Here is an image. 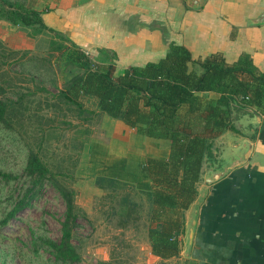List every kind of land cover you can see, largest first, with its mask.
<instances>
[{
  "label": "rangeland",
  "instance_id": "obj_1",
  "mask_svg": "<svg viewBox=\"0 0 264 264\" xmlns=\"http://www.w3.org/2000/svg\"><path fill=\"white\" fill-rule=\"evenodd\" d=\"M8 1L41 12L52 11L57 2ZM54 38L46 29L0 19V96L8 104L7 121L0 124V170L20 176L0 183V213L6 208L5 193L16 199L29 186L23 170L28 154L37 151L56 182L73 192L71 243L81 258L78 264H185L188 258L161 261L151 254L147 216L152 189L130 184L140 177L138 161L130 156V128L91 105L85 108L95 114L81 113L58 96L69 77L63 64L55 63ZM87 54L102 59L98 51ZM148 146L162 157L169 154L168 145ZM45 183L31 207L0 227V264H51L50 252L40 243L37 252L28 249L32 238L61 237L65 203ZM185 253L188 257L187 245Z\"/></svg>",
  "mask_w": 264,
  "mask_h": 264
},
{
  "label": "trees",
  "instance_id": "obj_2",
  "mask_svg": "<svg viewBox=\"0 0 264 264\" xmlns=\"http://www.w3.org/2000/svg\"><path fill=\"white\" fill-rule=\"evenodd\" d=\"M47 12L0 0V19L13 26H37L54 34L50 48L55 63H62L69 77L58 94L66 103L81 113L95 114L85 108L91 105L138 135L169 141L167 157H147L141 168L152 183L147 216L151 254L161 261L177 258L185 232V212L197 197L202 166L212 158L213 141L225 131L238 132L233 122L241 112H252L255 107L264 110V72L246 54L234 63L226 62L218 52L193 60L186 47L169 44L165 57L158 62L130 66L116 74L113 64L92 60L64 34L47 28L42 20V14ZM98 53L106 59H116L109 50L98 49ZM191 65H198L201 73H196ZM207 92L219 96L213 100L198 96ZM7 105L0 96V124L7 121ZM23 176L29 186L20 197L4 194L7 201L0 213V227H6L21 211L31 207L37 191L45 182L51 183L65 203L61 237L58 241L32 238L28 249L35 253L40 243L50 252L51 264H78L81 258L71 243L73 192L56 182L55 174L37 151L28 154ZM19 178L0 170V183L10 184ZM232 260L226 264H236ZM185 264L224 263L188 259Z\"/></svg>",
  "mask_w": 264,
  "mask_h": 264
},
{
  "label": "crops",
  "instance_id": "obj_3",
  "mask_svg": "<svg viewBox=\"0 0 264 264\" xmlns=\"http://www.w3.org/2000/svg\"><path fill=\"white\" fill-rule=\"evenodd\" d=\"M42 20L86 53L111 51L116 59L100 54L97 62L113 64L116 74L158 62L169 44L186 47L193 60L218 52L234 63L246 54L264 72V0H57ZM191 69L201 73L198 65ZM198 96L213 100L219 95ZM237 116L233 125L238 132L228 130L214 139L212 158L203 163L197 197L185 212L177 259L264 264V110L255 107ZM241 132L248 133L247 138H236ZM149 143L170 146L167 140L144 137L130 128V156L136 157L140 175L136 184L130 179L135 187L152 189L142 163L147 157L164 156Z\"/></svg>",
  "mask_w": 264,
  "mask_h": 264
},
{
  "label": "water",
  "instance_id": "obj_4",
  "mask_svg": "<svg viewBox=\"0 0 264 264\" xmlns=\"http://www.w3.org/2000/svg\"><path fill=\"white\" fill-rule=\"evenodd\" d=\"M195 217L193 218V221H194V223H195ZM188 231H189V234H188V237L187 238H189V239H191V236H192V233H193V224H192V220H191V226H189V229H188Z\"/></svg>",
  "mask_w": 264,
  "mask_h": 264
}]
</instances>
